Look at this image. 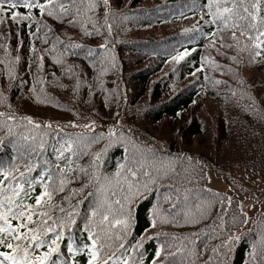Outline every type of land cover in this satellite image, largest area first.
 <instances>
[{
	"label": "trees",
	"instance_id": "1",
	"mask_svg": "<svg viewBox=\"0 0 264 264\" xmlns=\"http://www.w3.org/2000/svg\"><path fill=\"white\" fill-rule=\"evenodd\" d=\"M76 3L80 15L72 24L67 22L73 19L71 15L55 18L45 14L41 18L37 14L41 28L37 31L33 25L31 30L36 35L31 40L28 29L20 26L23 46L19 49L17 26L0 24V112L6 114L0 116V168L9 172L8 178L0 175V180L6 186H12L13 176L25 187L33 183L31 196L40 191L36 177L45 168L57 185L61 178L66 180L64 191L56 192L52 199L59 207L51 208L49 215L60 216V209L65 215L75 210L74 236L78 242H86V234L80 229L90 206H95L102 195L94 189L104 184L109 199L116 198L111 196L112 188L105 177L115 185L117 178L112 174L124 155L122 148H111L103 157L96 169L99 184L93 183L83 193H73L72 189L85 182V169L92 174L91 153L104 142L88 144L101 133L107 134L112 126L116 135L124 133L129 144L137 146L138 158L145 157L150 166L162 167L163 171L155 179L153 191L134 205L128 234L125 236L120 226L112 230L111 241L105 242L108 255L116 253L128 256L134 264H151L159 246L163 253L171 254L158 258L166 259L167 264H206L209 257L211 264H216L213 247L228 234H235L240 239L232 246L230 264H261L264 211L251 216L248 225L244 223L245 211L237 199L207 186V171L211 169L235 187L236 174L242 180L264 178V53L250 55L247 50L238 51L235 44L232 48L210 46L206 34L212 26L204 23L207 9L202 8L207 0H110L114 14L109 15L108 23L112 31L107 48L101 50L98 46L107 34L106 27L101 28L102 0L92 11L86 10L88 0ZM94 28H101L100 33L88 35ZM72 44L83 47L73 48ZM4 45H8L7 50ZM30 46L36 49L31 55V74L27 71ZM184 48L196 51H190L180 62L169 59ZM17 54L21 56L19 62L14 60ZM37 56L44 58L42 69L36 67ZM233 56L236 60L229 59ZM197 68L201 70L196 72ZM10 70L16 73L15 79L8 77ZM8 115L15 119L8 120ZM22 117H31V123ZM91 121H95L94 128L83 127ZM70 122L80 127H72ZM77 139L80 143L71 161L59 162V167L66 169L61 177L54 148ZM41 142L44 149L39 147ZM29 161L32 171L21 177L19 173ZM43 179L47 180V175ZM259 199H264V192ZM154 204L159 214L152 228L148 210ZM197 204L202 205L204 218ZM145 229L152 239H143ZM117 233L121 240L116 239ZM120 243L125 245L123 250L118 247ZM253 244L257 249L255 261L251 256ZM62 253L66 254L63 242ZM75 259L77 264H84L86 254L77 252Z\"/></svg>",
	"mask_w": 264,
	"mask_h": 264
},
{
	"label": "snow or ice",
	"instance_id": "2",
	"mask_svg": "<svg viewBox=\"0 0 264 264\" xmlns=\"http://www.w3.org/2000/svg\"><path fill=\"white\" fill-rule=\"evenodd\" d=\"M83 3L84 0H80V4ZM102 3L104 25L101 28L106 27L107 34L104 37V42L98 47L104 50L109 44V37L112 31V26L108 23V17L114 14V10L110 0H102ZM262 5H264V0H207V3L203 4L202 8L207 9L208 18L204 20V23L212 26L211 30L206 34V38H210V46L215 47L216 44H219L220 47L232 48L233 44H235L238 51L247 50L250 55L261 56L264 53V14H262L264 8H262ZM98 6L99 0H88L86 10L92 11ZM73 7L76 9L75 13L70 11ZM37 14L41 18L45 14L55 18L71 15L73 19L67 22L72 24L76 16L80 15V6L76 3V0H69L68 3L57 2V0H0V24L11 23L17 26L18 49L23 46V40L20 39V26L28 29L27 35L30 40L36 35L31 30L33 25L37 31L40 30L41 19H38ZM201 19H204V17L201 16ZM44 26L47 27L46 22H44ZM101 28H94L88 32V35L99 34ZM184 31L187 32L189 30L184 29ZM241 41H245V43L241 45ZM71 46L73 48L83 47L78 44H72ZM3 47L5 50L8 49V45ZM190 51L194 52L196 49L184 48L183 50H178L169 59L174 62L183 61L189 56ZM217 51L219 52V49ZM29 53L27 71L31 74V55L36 53L34 46L29 47ZM91 53L92 50L89 49V57ZM220 54L226 55V53ZM43 59V56H37V68H43ZM111 59L114 61L115 56L113 55ZM204 59L205 57H201L202 61ZM229 59L236 60V57H229ZM14 60L19 62L21 56L17 54ZM100 63L103 66L105 60L102 59ZM213 64L215 65V61H213ZM201 68H203V64H201ZM201 68H197L196 72H199ZM7 75L11 79L16 77V73L11 70ZM34 79L36 78L34 77ZM21 83L23 84L24 82L21 81ZM217 83H220V81H217ZM0 100H3L2 92H0ZM5 115V113L0 112V116ZM7 119L13 120L15 117L8 115ZM22 119L31 123V117H22ZM70 126L80 127L74 122H70ZM36 127H40V125H36ZM83 127L94 128L95 121H91L89 124L83 125ZM77 135L80 136L82 134ZM101 140L104 142L102 146L94 153H91L89 168L92 169V174L89 175L88 170L85 169V182L79 189H72L73 193H83L93 183L99 184V173L96 169L102 163L103 157L109 149L120 147L124 155L121 160L116 162V170L112 174L117 178L115 185H112V182L105 177L108 187L112 188L111 196L116 198L109 199L108 188L104 184H99L94 189L97 194L102 195L95 206H90L84 227L80 229L83 234H86V242H83V240L78 242L74 236L75 226L77 225L75 210L65 215L64 210L60 209V216L49 215L51 208L59 207L52 203V199L56 192L64 191L66 180L61 178L57 185L53 174L49 172L48 168H45L36 177L40 191L34 196H31V193L35 191L33 183H28L27 187H25L13 176L11 177L12 186H6L4 180H0V193H7V195L0 194V264H77L75 259L77 252L86 254L84 264H134L128 256H117L116 253L108 255V244L105 242L111 241L112 230L117 226H120L125 236L128 234V228L132 225L134 219V205L146 199L145 193L153 191L152 185L163 169L155 165L150 166V163L143 156L138 158L135 154L137 146L129 144L128 138L124 133L116 135L112 126H110L107 134L101 133L98 137L92 139L88 147ZM79 143V139L69 140L54 148L57 170L61 177H63L66 169L59 167V162L63 160L70 162L72 155H75V147ZM39 147L44 149V143L41 142ZM32 151L35 152V148ZM65 153H70L71 155L66 156ZM67 168L69 171L72 170L70 164L67 165ZM13 171L18 170L14 169ZM31 171V161H29L24 167V172L19 173V175L23 177L24 173ZM0 175L8 178L9 172L0 168ZM45 175H47V180L43 179ZM91 194L89 193V195ZM30 199L34 202H30ZM76 203L80 204L81 201ZM228 203L231 204V198H228ZM196 208L201 218H204L201 210L202 205L197 204ZM148 211L149 227L154 228L159 210L154 204ZM242 216L244 217L243 222L246 223V213H242ZM190 222L194 223L195 221ZM223 228L222 222L221 229ZM221 235H225V233L221 231ZM152 238L148 234L147 229H145L143 239L150 240ZM116 239L121 240L122 237L117 233ZM239 239L238 235L228 234L225 239L213 247L212 252L217 255L216 264H230L229 255L232 251V246ZM62 242L66 246V254L62 253ZM137 243L139 244L140 242L138 241ZM45 245H47L46 249ZM118 247L123 250L125 245L120 243ZM54 254L56 256L55 259H53ZM168 255L171 254L163 253L161 247L158 246L152 257L151 264H167L166 259L158 258L167 257ZM260 255L262 257L261 264H264V239H261ZM251 256L255 261L257 256L255 244L252 245ZM211 260L212 258L209 257L206 264H211Z\"/></svg>",
	"mask_w": 264,
	"mask_h": 264
},
{
	"label": "rangeland",
	"instance_id": "3",
	"mask_svg": "<svg viewBox=\"0 0 264 264\" xmlns=\"http://www.w3.org/2000/svg\"><path fill=\"white\" fill-rule=\"evenodd\" d=\"M115 129V127H113ZM208 182L207 186L211 189L224 191L231 198H236L240 207L245 211L248 223L251 220V216H255L257 213L264 211V199L260 200V193L264 192V178L256 180H242L238 174L234 177L237 179L235 183L239 187L230 185L221 176H216L212 170L207 171Z\"/></svg>",
	"mask_w": 264,
	"mask_h": 264
}]
</instances>
